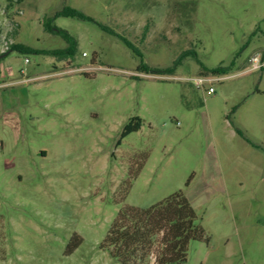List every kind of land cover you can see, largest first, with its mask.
Segmentation results:
<instances>
[{
  "label": "rangeland",
  "instance_id": "rangeland-1",
  "mask_svg": "<svg viewBox=\"0 0 264 264\" xmlns=\"http://www.w3.org/2000/svg\"><path fill=\"white\" fill-rule=\"evenodd\" d=\"M263 53L264 0H0V264H122L118 211L180 190L186 264H264Z\"/></svg>",
  "mask_w": 264,
  "mask_h": 264
},
{
  "label": "trees",
  "instance_id": "trees-1",
  "mask_svg": "<svg viewBox=\"0 0 264 264\" xmlns=\"http://www.w3.org/2000/svg\"><path fill=\"white\" fill-rule=\"evenodd\" d=\"M59 13L89 18L81 11L70 7L58 11ZM44 27L51 32L62 34L71 42L67 49L50 52L57 54L60 58H73L76 41L64 30L52 25L51 18L44 21ZM14 48L24 50L25 46L11 43L1 52V55ZM225 68L219 65L205 68L204 72L219 74ZM151 70L160 72L164 69L152 68ZM140 126L141 118L133 116L124 125L122 135L138 130ZM237 132L242 134L240 130ZM197 218L196 209L182 190L172 193L148 208L125 205L114 218L102 246L107 247L111 256L122 264H146L150 256L154 257L153 264H186L189 242L208 239L204 228L197 223Z\"/></svg>",
  "mask_w": 264,
  "mask_h": 264
},
{
  "label": "built area",
  "instance_id": "built-area-1",
  "mask_svg": "<svg viewBox=\"0 0 264 264\" xmlns=\"http://www.w3.org/2000/svg\"><path fill=\"white\" fill-rule=\"evenodd\" d=\"M82 54L85 55V52H83ZM251 60L254 63L255 67L259 66V63H258L259 62V56L258 55L252 56ZM215 79H217V78H215L213 75L201 74L195 78V84L198 88H205V84L208 85V87H206L205 90L207 93L211 94L214 92V88L212 86V83Z\"/></svg>",
  "mask_w": 264,
  "mask_h": 264
},
{
  "label": "flooded vegetation",
  "instance_id": "flooded-vegetation-1",
  "mask_svg": "<svg viewBox=\"0 0 264 264\" xmlns=\"http://www.w3.org/2000/svg\"><path fill=\"white\" fill-rule=\"evenodd\" d=\"M1 56V55H0Z\"/></svg>",
  "mask_w": 264,
  "mask_h": 264
}]
</instances>
